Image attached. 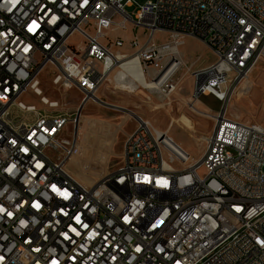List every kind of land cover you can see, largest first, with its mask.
<instances>
[{
  "label": "built area",
  "instance_id": "2783aa9c",
  "mask_svg": "<svg viewBox=\"0 0 264 264\" xmlns=\"http://www.w3.org/2000/svg\"><path fill=\"white\" fill-rule=\"evenodd\" d=\"M129 29V40L116 34ZM187 37L214 59L184 64L155 95L175 93L189 73L193 101L221 102L219 111H197L212 120L197 139L198 169L179 173V157L162 152L164 141L179 143L141 118L122 162L92 184L79 180L69 168L79 116L44 93L45 67L60 90L78 77L87 94L83 75L102 87L137 60L124 80L146 91L148 70L186 56L178 46ZM261 63L264 0H0V264H264V127L228 111ZM27 92L44 108L23 102ZM131 143L153 148L143 170H128ZM112 173L120 184L109 183Z\"/></svg>",
  "mask_w": 264,
  "mask_h": 264
},
{
  "label": "rangeland",
  "instance_id": "374dc122",
  "mask_svg": "<svg viewBox=\"0 0 264 264\" xmlns=\"http://www.w3.org/2000/svg\"><path fill=\"white\" fill-rule=\"evenodd\" d=\"M134 1L143 4L148 0ZM126 9L132 12L135 6ZM116 34L126 40L133 36L130 29ZM155 38L163 40L165 35L157 34ZM72 40L78 43L81 38L75 37ZM200 42L203 44L191 38L181 46L186 55V64L196 61L200 65L214 59L212 51L207 52L206 44ZM52 76L53 68L48 65L40 77L44 93L50 98L60 99L65 111L78 113L82 105L80 91L75 88L60 90L52 83ZM118 88L114 87L113 82H106L98 93L102 101L86 102L80 110L78 120L74 122L77 153L71 161L79 180L90 184L122 162L125 141L138 122L135 115L150 121L158 129L168 131L169 136L181 144L192 158L200 157L201 148L197 139L211 130L212 120L201 116L197 111H205V108L219 111L222 105L213 95H202L200 102L193 101L191 74L183 77L180 88L175 93L165 96L153 95L148 90L128 92ZM21 100L26 104H34L37 108H44L39 96L33 92H27ZM228 111L239 120L258 123L264 127V63L255 69L247 91L234 98ZM71 128L73 129V125Z\"/></svg>",
  "mask_w": 264,
  "mask_h": 264
},
{
  "label": "bare ground",
  "instance_id": "6f19581e",
  "mask_svg": "<svg viewBox=\"0 0 264 264\" xmlns=\"http://www.w3.org/2000/svg\"><path fill=\"white\" fill-rule=\"evenodd\" d=\"M178 55H185L181 50V46H178ZM185 56H173L169 57L168 62L161 63L160 69L148 70V75L143 78V87L148 90L151 94L155 95L156 93L161 92L162 89H171L172 81L179 79L180 72L184 68ZM137 60L126 62L123 64L125 70H130L131 72L137 74ZM125 70H118L115 75L108 81L113 82L114 87L118 86L120 90L134 92L136 85L132 82H126ZM123 79V82L121 80ZM82 85H87V94L97 95L102 87H99L97 80H91V75H83ZM78 87V77H70L67 81V88L73 89ZM87 94H82V103L83 101L87 102ZM169 93H161V96L168 95ZM99 96V95H98ZM96 101H102L97 99ZM200 102V100H199ZM207 112L206 108L204 109ZM135 118L140 121L142 117L135 115ZM143 119V118H142ZM145 120V119H144ZM149 122L152 126L153 124ZM160 133L163 134V139H170L168 131H164L156 128ZM172 139V138H171ZM162 152L164 158L179 157V173H186L191 170L198 169L200 157L194 159L191 157V154L188 151H185L179 144H172L171 140L164 141L162 143ZM147 155H153V148H143L142 143H131L130 145V157L135 158L134 162H128V170H143V160L147 158ZM122 181L121 173H112L109 176L110 184H120ZM149 182H157V172H150L148 174Z\"/></svg>",
  "mask_w": 264,
  "mask_h": 264
},
{
  "label": "crops",
  "instance_id": "0c3cea01",
  "mask_svg": "<svg viewBox=\"0 0 264 264\" xmlns=\"http://www.w3.org/2000/svg\"><path fill=\"white\" fill-rule=\"evenodd\" d=\"M194 39L196 42H198V43H201L200 41H198L196 38H193V37H187L186 38V40L185 41H187L188 39ZM201 44H203V43H201ZM205 45V44H204ZM205 47H206V49H207V52H211V49L207 46V45H205ZM211 62V60H208V62H206L205 64H200V65H198V67H201V66H205V65H207V64H209ZM119 164V163H118ZM69 168H70V170L74 173V170H73V167H72V161H70L69 162ZM110 171V170H109ZM75 174V173H74ZM104 175V174H103ZM101 177V176H100ZM99 177V178H100ZM98 178V179H99ZM97 179V180H98ZM96 180V181H97ZM95 182V181H94ZM94 182H92V183H94ZM92 183H90V184H92Z\"/></svg>",
  "mask_w": 264,
  "mask_h": 264
},
{
  "label": "water",
  "instance_id": "95a60500",
  "mask_svg": "<svg viewBox=\"0 0 264 264\" xmlns=\"http://www.w3.org/2000/svg\"><path fill=\"white\" fill-rule=\"evenodd\" d=\"M86 103V101H83V103H82V105H81V107H80V109H79V112H78V116H79V114H80V110L82 109V107H83V105Z\"/></svg>",
  "mask_w": 264,
  "mask_h": 264
}]
</instances>
